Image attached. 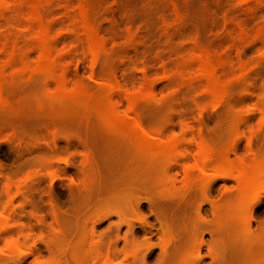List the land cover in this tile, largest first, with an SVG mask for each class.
<instances>
[{
	"label": "rangeland",
	"instance_id": "1",
	"mask_svg": "<svg viewBox=\"0 0 264 264\" xmlns=\"http://www.w3.org/2000/svg\"><path fill=\"white\" fill-rule=\"evenodd\" d=\"M22 1L0 0V264H264V0ZM134 117L182 157L150 159Z\"/></svg>",
	"mask_w": 264,
	"mask_h": 264
},
{
	"label": "bare ground",
	"instance_id": "2",
	"mask_svg": "<svg viewBox=\"0 0 264 264\" xmlns=\"http://www.w3.org/2000/svg\"><path fill=\"white\" fill-rule=\"evenodd\" d=\"M7 1H11V0H7ZM18 1H20L21 3L23 2L22 0H18ZM2 2V1H1ZM14 2V1H13ZM7 3V2H6ZM25 3V2H24ZM23 3V4H24ZM3 4H4V2H3ZM8 4V3H7ZM9 5V4H8ZM7 5V6H8ZM12 5V4H11ZM20 5V4H19ZM19 5L17 4V6L19 7ZM29 5H31V3H29ZM21 6H22V4H21ZM20 6V7H21ZM17 7V8H18ZM13 8V7H12ZM17 8H15V9H17ZM35 12V11H34ZM40 12V11H39ZM41 13V12H40ZM39 13V14H40ZM32 14V13H31ZM41 15V14H40ZM40 17V16H39ZM42 30V29H41ZM97 50V49H96ZM95 52V51H94ZM48 54V53H47ZM100 55V54H99ZM207 55V54H206ZM46 56V55H45ZM94 56V55H93ZM212 56V55H211ZM47 57V56H46ZM210 57V56H209ZM44 58V57H43ZM205 58V57H204ZM203 58V59H204ZM213 58V57H212ZM45 59V58H44ZM207 59H209V58H207L206 57V61H204V62H206V63H204L205 65L204 66H206V65H208V61H207ZM210 59H211V57H210ZM214 60V59H213ZM47 62H49V61H47ZM210 62V61H209ZM211 62H215V61H212L211 60ZM51 63V62H50ZM49 64V63H48ZM211 64H213V63H211ZM217 64V63H216ZM41 65H43V64H41ZM204 68H207V67H204ZM204 68H202L201 66H200V69H204ZM207 70H208V68H207ZM205 72H208V71H206V69L204 70ZM81 89V88H80ZM79 89V90H80ZM80 92H81V90H80ZM2 99V98H1ZM92 100V99H91ZM78 103V102H77ZM80 103V102H79ZM115 115H116V113H115ZM135 118V117H134ZM126 122H128V121H126ZM121 123V122H120ZM119 123V124H120ZM121 124H124V125H126V126H124L123 125V127L122 128H128V129H126V131L128 132V130H129V134L130 135H135V140H136V138H137V140L139 141V144H137V145H139V146H141V148H143L142 150L144 151V153L145 152H147L148 151V155L149 156H151V154L153 155L154 153H157L156 155H158L159 153L161 154V156L162 157H164L165 159L167 158V163H171V162H169L170 161V159L171 160H175V158H179V157H182L181 156V154L179 153V150L177 149V145H179V143L177 142V140H172V141H170V140H168V143L164 140L163 142H164V144L163 143H161V141L159 140V137H157V139L155 138V135H153V134H151V133H149V132H147L141 125H140V122H138V119H133V120H131L129 123H121ZM120 124V125H121ZM129 125V126H128ZM162 140V139H161ZM170 141V142H169ZM166 142V143H165ZM163 144V145H162ZM201 145V144H200ZM203 146V147H202ZM200 147V146H199ZM199 147H198V149H199ZM202 147V148H201ZM201 147H200V150H198L199 152H198V154H197V156H199V158H197V159H199V162L197 163L198 165L200 164L201 166V168L203 169V170H206V167H208V169L209 168H211V165H212V163H213V160H212V151L209 149V148H207V146L205 147V145H201ZM139 148V147H138ZM144 148L145 149H147V151H145L144 150ZM142 151V152H143ZM200 151H202L203 152V154H202V152H200ZM150 152H153V153H150ZM200 153H201V155H200ZM147 154V153H146ZM155 155V154H154ZM151 156V157H149L150 159L152 158V157H155V156ZM173 158V159H172ZM214 158H216V157H214ZM198 161V160H197ZM196 161V162H197ZM175 163H176V161H174ZM253 162V161H252ZM175 163H174V165H175ZM220 164V163H219ZM221 164H223V163H221ZM173 165V164H172ZM216 164H213V168L212 169H214V167H215V169L217 168V166H218V164L215 166ZM240 166L239 167H237L238 169L236 170L238 173V175L237 176H234L233 174H235V173H232V175L234 176V177H237L238 178V180H239V190H238V193H239V191H240V194L242 195V197L244 196L245 198H244V201H245V203H244V205H246V207L244 206V210L245 211H247V208H249V207H247V206H250L249 205V203L250 202H252L254 199H256V198H253V199H251L252 197H255V196H257V195H255V193L260 189V187H261V180H260V176H258V173H260V175L263 173V171L262 172H260L261 170L259 169V164H257V163H254L253 162V164H245V163H241V164H239ZM225 166V165H224ZM227 166H229V165H227ZM232 166V165H231ZM238 166V165H237ZM173 167V166H172ZM219 167V166H218ZM221 167V166H220ZM225 168H227V167H225ZM225 168H217V170L219 169V170H221V171H219L218 170V172H223L224 173V171L223 170H225ZM229 168V167H228ZM235 168V167H234ZM201 169V170H202ZM223 169V170H222ZM230 169V168H229ZM228 169V170H229ZM217 170H215V171H217ZM260 170V171H259ZM225 171H227V170H225ZM203 172V171H202ZM233 172H235V170H233ZM227 173V172H226ZM230 173V172H229ZM231 174V173H230ZM224 175H226V174H224ZM227 177H229V176H227ZM236 178V179H237ZM263 186V185H262ZM261 189H262V187H261ZM240 198H241V196H240ZM243 199V198H242ZM249 200H251L250 202H249ZM254 202H255V200H254ZM248 203V204H247ZM244 214V213H243ZM247 218V217H246ZM247 220V219H246ZM160 222V221H159ZM246 222V221H245ZM160 226H161V224H160ZM163 226V225H162ZM164 227V226H163ZM167 227V226H166ZM169 228V227H168ZM168 228H166V229H168ZM164 229H165V227H164ZM170 230V229H169ZM169 230H167V232L169 231ZM166 231V230H165ZM168 233H170V232H168ZM170 235V234H169Z\"/></svg>",
	"mask_w": 264,
	"mask_h": 264
}]
</instances>
